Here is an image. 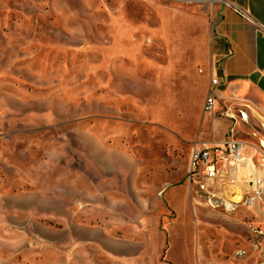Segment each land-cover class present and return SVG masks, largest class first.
I'll return each mask as SVG.
<instances>
[{
	"label": "rangeland",
	"instance_id": "rangeland-1",
	"mask_svg": "<svg viewBox=\"0 0 264 264\" xmlns=\"http://www.w3.org/2000/svg\"><path fill=\"white\" fill-rule=\"evenodd\" d=\"M219 3L0 0V264H257L189 181Z\"/></svg>",
	"mask_w": 264,
	"mask_h": 264
},
{
	"label": "crops",
	"instance_id": "crops-1",
	"mask_svg": "<svg viewBox=\"0 0 264 264\" xmlns=\"http://www.w3.org/2000/svg\"><path fill=\"white\" fill-rule=\"evenodd\" d=\"M216 13L217 20L208 51L196 54L201 71L199 73L197 66L195 67L196 72L191 75V82L195 86L189 93L204 87V112L212 76H221L219 90L226 106L237 116L239 112L247 115V121L238 120V126L246 134L243 140L246 143L245 155L248 161L240 168L237 181H232L225 175L220 176L217 182L219 193L230 195L234 191H246V183L263 173L259 166L262 156L256 148L261 149L264 144V0H220ZM221 108L216 105V110ZM207 117L205 125L209 126V131L194 143H222L233 122L220 113ZM205 134L210 135L212 140H204ZM256 205L262 212L264 205ZM239 208L240 206L237 210ZM130 245L127 241L117 242V255L130 257Z\"/></svg>",
	"mask_w": 264,
	"mask_h": 264
},
{
	"label": "built area",
	"instance_id": "built-area-1",
	"mask_svg": "<svg viewBox=\"0 0 264 264\" xmlns=\"http://www.w3.org/2000/svg\"><path fill=\"white\" fill-rule=\"evenodd\" d=\"M222 80L221 76H212L211 87L204 104V114L213 116L217 113L230 119L233 124L229 126L225 139L220 144L196 142L191 153V168L189 171L190 185H197L200 192L208 195L209 206L213 209H224L234 212L239 206L247 208L254 207L257 203L264 205V144L261 149L262 176L255 180H249L246 184L248 189L244 192H232L230 195H222L217 188L220 176H227L232 181H237V174L248 161L245 155L246 143L238 136V120L247 121V115L239 112V115L228 109L226 101L219 90ZM222 108L216 110V105ZM198 189V188H197ZM264 223V208L261 212ZM249 231L252 237L250 251L255 254L257 264H264V228L261 225L249 224ZM245 250H238L236 255L244 257Z\"/></svg>",
	"mask_w": 264,
	"mask_h": 264
},
{
	"label": "bare ground",
	"instance_id": "bare-ground-1",
	"mask_svg": "<svg viewBox=\"0 0 264 264\" xmlns=\"http://www.w3.org/2000/svg\"><path fill=\"white\" fill-rule=\"evenodd\" d=\"M259 120V119H258ZM262 120V119H261ZM192 256V255H191Z\"/></svg>",
	"mask_w": 264,
	"mask_h": 264
}]
</instances>
